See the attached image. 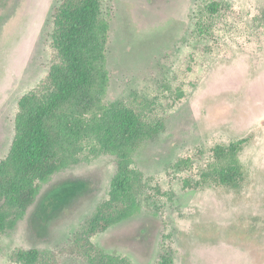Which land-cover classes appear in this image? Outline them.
I'll use <instances>...</instances> for the list:
<instances>
[{
	"label": "rangeland",
	"instance_id": "obj_1",
	"mask_svg": "<svg viewBox=\"0 0 264 264\" xmlns=\"http://www.w3.org/2000/svg\"><path fill=\"white\" fill-rule=\"evenodd\" d=\"M60 1L0 0L3 180L19 101L47 93L58 61ZM100 1L99 99L59 111L55 169L9 209L0 264L30 249L33 264H264V0ZM116 110L134 116L129 138Z\"/></svg>",
	"mask_w": 264,
	"mask_h": 264
},
{
	"label": "trees",
	"instance_id": "obj_2",
	"mask_svg": "<svg viewBox=\"0 0 264 264\" xmlns=\"http://www.w3.org/2000/svg\"><path fill=\"white\" fill-rule=\"evenodd\" d=\"M217 6V3L211 6L213 12H217ZM53 21L58 61L50 66L47 93L26 95L19 101L15 140L9 158L15 176L8 180L0 179V191L12 194L10 198L13 199L8 198L7 203L0 207V230L5 227L6 217L12 213L9 210L11 207L22 206L25 209L34 200L32 177L35 174L42 177L55 169L58 133L53 131L52 126L61 121L59 111L71 106L84 114L99 99V95L93 92V85L96 77L103 75L98 67L103 61L108 32V26L101 16V1L61 0L54 10ZM115 117L118 133L123 139L129 138L137 130L130 111L116 110ZM236 147L237 144L233 143L228 149L233 151ZM237 169V166L229 167L228 171L233 173ZM123 184L122 179H115V190L123 187ZM107 224L102 228L108 227ZM15 257L33 264L39 254L36 249L19 250ZM164 264H168V261Z\"/></svg>",
	"mask_w": 264,
	"mask_h": 264
}]
</instances>
